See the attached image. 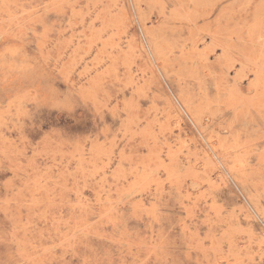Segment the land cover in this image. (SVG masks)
<instances>
[{
    "label": "rangeland",
    "instance_id": "374dc122",
    "mask_svg": "<svg viewBox=\"0 0 264 264\" xmlns=\"http://www.w3.org/2000/svg\"><path fill=\"white\" fill-rule=\"evenodd\" d=\"M257 4L0 0V264H264V102L194 47Z\"/></svg>",
    "mask_w": 264,
    "mask_h": 264
},
{
    "label": "bare ground",
    "instance_id": "6f19581e",
    "mask_svg": "<svg viewBox=\"0 0 264 264\" xmlns=\"http://www.w3.org/2000/svg\"><path fill=\"white\" fill-rule=\"evenodd\" d=\"M263 9H264V4L260 5V7H258L257 10L255 9L256 10L255 13L258 12L262 13L264 12ZM246 18L248 17L245 16V18H242L241 16L240 21L235 23V27L237 28L239 25H241L246 20ZM258 18L259 17L256 18L254 25L249 26L250 28L248 29L247 32L248 35H246L248 37L244 36L242 30L239 31V33L237 34L238 36L233 37V39H225L222 38L221 35L216 36L209 34L210 45L206 44L205 37H201L198 39L196 38L197 40L194 44L195 49L199 50L200 47L197 46V44L199 42H202V46H204V50L203 51L200 50L201 52H199V56L201 58L200 65L203 68L207 69L208 72L207 76L208 78L209 77L212 78L213 83H215V87L218 89L219 93L228 95L231 98L232 103L234 104L239 103L238 105L242 106L243 109L245 108V106H248L247 109L249 112L252 109L251 107L256 108V106H259L258 108H261L260 106H262V102H264V35H263L264 20L259 21ZM243 24L245 25V23ZM217 26L219 27L221 26L220 22L217 24ZM208 31L212 33L211 27H208ZM247 43L249 44L247 45ZM258 46L262 48L261 51L256 50L258 49ZM217 48H221V52H220L221 54H219V56H217L218 55L217 54L216 55L217 58L215 59V61L214 62L211 61L212 63H210L209 54L210 52H214V51L216 52ZM219 51L220 50H218V52ZM252 53L256 54L254 58L252 57ZM237 65L239 68L237 67ZM249 72L251 74L253 73L254 75V76L251 75L254 78L252 77L253 79L252 80L250 79L251 81H249L247 85L248 86L247 92L252 97L246 98L243 95L244 89L241 85V82L244 77H248L247 73ZM218 73H221V75L218 76L217 75ZM231 84L232 87H230ZM224 85H226V87Z\"/></svg>",
    "mask_w": 264,
    "mask_h": 264
}]
</instances>
